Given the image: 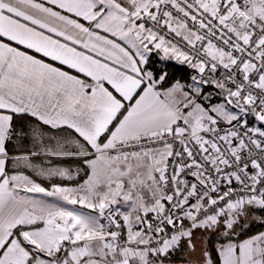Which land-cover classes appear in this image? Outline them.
<instances>
[{
	"label": "snow or ice",
	"instance_id": "6c2138e0",
	"mask_svg": "<svg viewBox=\"0 0 264 264\" xmlns=\"http://www.w3.org/2000/svg\"><path fill=\"white\" fill-rule=\"evenodd\" d=\"M0 264H264V0H0Z\"/></svg>",
	"mask_w": 264,
	"mask_h": 264
}]
</instances>
